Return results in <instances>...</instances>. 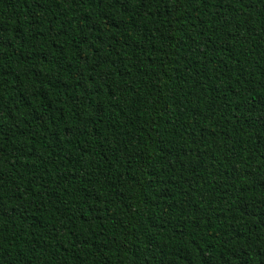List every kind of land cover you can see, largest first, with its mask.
Wrapping results in <instances>:
<instances>
[{
	"label": "trees",
	"instance_id": "1",
	"mask_svg": "<svg viewBox=\"0 0 264 264\" xmlns=\"http://www.w3.org/2000/svg\"><path fill=\"white\" fill-rule=\"evenodd\" d=\"M0 264H264V0H0Z\"/></svg>",
	"mask_w": 264,
	"mask_h": 264
}]
</instances>
